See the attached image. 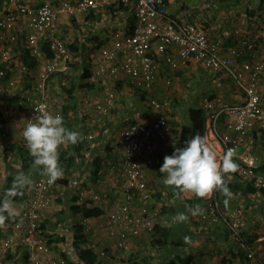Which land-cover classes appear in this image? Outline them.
<instances>
[{
    "label": "built area",
    "instance_id": "2783aa9c",
    "mask_svg": "<svg viewBox=\"0 0 264 264\" xmlns=\"http://www.w3.org/2000/svg\"><path fill=\"white\" fill-rule=\"evenodd\" d=\"M0 1L7 6L0 18V86L7 81V71L2 66L10 60L5 49L7 44L21 37L28 55L33 57L41 55V47L46 43L52 57L45 61L46 75L41 76L45 81L56 71L67 72L73 62L68 44L56 36L57 23L62 15L78 16L102 10L111 14L129 13L131 20L127 30L114 33L111 44L99 48L97 57L91 58L90 63L93 65V77L101 82V87L120 76L129 79L132 87L146 96L147 111L142 119L121 129L115 155H106L104 147L109 133L104 132L106 137L96 141L92 130L109 116L117 93H101L102 97L92 105L98 116L84 114L82 117L86 118L85 125L89 129L84 135L87 145L73 155V163L83 164L81 171L73 174L68 171L57 180L66 179V187L56 183L49 185L46 175L36 180L26 191L17 216L0 226V249L15 255L14 259L8 260L10 264L78 262L70 238L74 224L71 218H65L59 233V237H64L66 248L60 253L50 243L53 233L48 232L49 226L40 228L41 210L54 203L50 189L56 185L57 191L61 192V200H66L67 204L76 196L87 207L99 211L93 220L79 218L77 221L82 225L84 236L80 246L90 250L97 262H119L134 247V240L147 239L146 243H149L163 211L161 209L174 203L167 197H162L161 201L154 198L160 178L157 173L160 154L173 131L169 122L172 98L170 95L159 97L154 93L161 66L166 67L162 68L167 76L166 87L171 86L172 75L169 77V74L195 62L213 76H218L219 80L230 81L241 95L238 103L228 104L220 96L210 98L206 95L202 98L208 144L217 153L218 161L222 160L227 149H235L233 159L238 161L239 177L261 182L256 177L253 159L240 152L255 131L264 128V62L255 58L247 60V56L250 58L255 52L259 38H263L264 27L255 34L254 41L248 33V36L241 37L243 33H238L241 30H234L231 36L236 42L224 46L228 36L220 42L212 41L207 33L209 28L190 22L182 15L172 17L167 0H63L58 1L56 9L49 0ZM45 38L47 42H44ZM26 70L21 64L20 73ZM27 100L31 104L27 124L36 122L44 111L62 115L43 95ZM99 158L103 161V172L102 177L96 179L98 173L93 174L92 164ZM59 163L62 165L61 160ZM66 192L68 194L64 196ZM202 199V207L207 206L209 222L225 226L237 254L240 253L244 260L243 264H257L258 261L264 264V258L257 257L254 245L241 235V212L228 214L222 211L215 202V191Z\"/></svg>",
    "mask_w": 264,
    "mask_h": 264
},
{
    "label": "crops",
    "instance_id": "0c3cea01",
    "mask_svg": "<svg viewBox=\"0 0 264 264\" xmlns=\"http://www.w3.org/2000/svg\"><path fill=\"white\" fill-rule=\"evenodd\" d=\"M70 1L73 2V0ZM188 1L189 0H167L169 14L177 15L180 8L182 9L184 7V4H190ZM199 1L200 0H194V2ZM119 14L120 13L118 12L116 14H112V16H114V21L117 18H123V22L117 23L116 25H120V28L123 24L128 25V23H130V17L127 18V16L124 14L119 16ZM108 16L109 15H106V12L100 11L95 14H88V17L81 16L77 17L76 19V21L78 20V22L81 24L84 23L85 19H93L94 25H97L94 28L96 30L93 31L92 34L95 47L100 48L109 46L111 44L113 34H111V31H109L112 28L110 27V18ZM111 25L115 26L113 23H111ZM102 27H105V30L102 29ZM205 27L209 28L208 32H210L212 35H215L219 32V30L214 31L213 27L211 28L208 24L205 25ZM75 41L77 50H81L82 48L80 47V43L77 45V40ZM7 52L8 54L11 52V56L14 55L13 51L7 50ZM22 55L23 53L20 52L18 55L16 54L14 56L22 57ZM17 65L19 64L6 63L2 65L6 68L7 76L12 78L0 86V112L3 115V118L4 115L10 114H13L14 117H16L17 114H21L22 116L25 115V118L28 117L29 103L24 99H36L41 95L44 96V79L39 78L44 76V71L39 68L40 66L43 68V66L37 64L33 68H27L28 74L24 73L22 75V81L19 82V80H17L20 79L19 73L18 75H14V72L17 71ZM170 75H172L171 86L166 87L164 82L167 76L164 74L161 67L160 77L158 78L156 86L154 87L155 94L159 95V97L170 95L173 102L172 111L169 117V122L173 127V131L160 154L161 156L157 172L159 173L160 178L158 185L155 187L156 192L154 198L156 201H161L162 197H167L174 203L169 208L161 209L164 211L160 213V217L154 228V234L151 238V241L146 243L147 239H137L136 244L129 252L128 261L123 264H186L185 261L187 260V257L192 258L189 264H243L244 260L242 259L240 253L237 254L234 244L228 238L227 231H223L224 229L219 226L209 224L210 216L207 212V206L202 207V204L204 203L203 199L199 200L191 193H182L180 197L177 198L172 187L164 183L166 174L160 173L159 171L163 164L164 157L171 155L174 151V148L184 146V142L191 134L192 128L189 118V110L200 108V102L204 95L211 92V94L215 96H221L223 100H226V102L233 103L234 99L237 98V94L231 85L228 84V82H223L219 79H216L215 76H213L209 71L204 69L199 63L196 62L190 64L188 67H182L178 72L169 74V77ZM23 82L24 84L21 85L20 83ZM99 86L100 87L94 90V93L91 91V82L89 92L78 90V95L76 94L77 92H73L71 96L61 93L59 102L61 104L68 105L66 107H61L60 113L64 116V124H67L66 118L74 119L75 122L80 117V114L89 110V108L86 110L83 108L81 109L80 105L84 99V96L88 95L87 97L90 99L94 98L98 100L102 97L101 92L103 93L106 91H112L115 94L117 93V97L115 98L114 102V108L112 109L111 114L104 118V121L100 122V128L103 129L101 132H98L101 134V136L104 134V132L109 133L111 136V141L108 150L110 149V151L114 153L119 147V144H117V137L121 129L132 122H137L139 119H142L143 117L141 116L143 113H147L145 109L146 102H144L146 101V96L138 94L130 84V80L121 76L112 79L108 84H105L104 87H101V84ZM70 108L73 110V114L71 115L67 114V111H70L68 110ZM80 110L84 111L80 113ZM88 114L91 116L93 115L94 117L98 116V113L92 107ZM2 115L0 114V117H2ZM115 118H117V120H115ZM106 121L111 122L108 129L105 124ZM23 122H25V120ZM113 130L114 133H112ZM12 133V129L10 130L8 124L5 123L0 127V151L2 150L3 153V155L0 156V180L4 181L5 179L7 180L9 178L14 179L21 172L30 174L32 181L37 177H41L43 174L33 169L32 164L23 166L24 164L20 157L22 151L20 152L18 147H15L9 143L11 142L10 136H12ZM15 135V141H23L21 140L23 138V133H15ZM206 138L209 137L205 136V139ZM253 139L254 143L260 147L258 143L260 139L255 136ZM20 142L18 143L20 144ZM82 142L84 146V141ZM260 142H264V140L262 139ZM21 146L26 149L27 154L31 156L27 146H23L22 144ZM70 149L73 150L74 148L72 147ZM13 150H17L18 154L13 153ZM248 150L249 145L245 147L244 151ZM5 156L8 157L5 158ZM13 159L15 161H13ZM15 164L20 165V169L14 168L16 172L18 170L19 172H17L16 175H12L11 172V175L6 174L4 168L6 166L15 167ZM65 164L66 167H69V163L65 162ZM66 194L68 193L66 192ZM196 205H199L202 210L199 216H193L189 211L191 207ZM220 209L223 211H228L226 207H220ZM67 212L66 218H72L71 220H75L76 222L79 220L78 213L69 214V212ZM181 212L188 216V220L178 223L174 217L177 213ZM200 216H204L205 219L201 220ZM41 221L42 224H44V214L41 215ZM203 221H205L207 224L202 223ZM250 231L253 232V230ZM155 240H158L156 241L157 243ZM256 244L258 245L259 249H261V247L264 248V236L257 237ZM177 257H180L179 260ZM257 264H261V261H258Z\"/></svg>",
    "mask_w": 264,
    "mask_h": 264
},
{
    "label": "rangeland",
    "instance_id": "374dc122",
    "mask_svg": "<svg viewBox=\"0 0 264 264\" xmlns=\"http://www.w3.org/2000/svg\"><path fill=\"white\" fill-rule=\"evenodd\" d=\"M49 1L53 5L52 7L56 9L58 7V5L56 4L59 3L58 1H62V0H49ZM64 1H67V0H64ZM188 2L190 4H184V7L182 9L180 8L176 16L180 17V15H182L188 21L192 20L193 22L200 23L203 26L208 24L211 28L213 27L214 31L219 30V32L216 33L215 35H212L210 32H207L209 38L212 41L220 42L223 39H225L227 36H231L233 33H235L234 30H237V29L241 30V32L239 31L238 33H243L241 37L244 35L248 36L249 34L250 39L254 41L256 37L255 34L259 32L260 30H262L261 27H264V0H200L199 2H194V0H189ZM6 8L7 6L4 5L2 1H0V18L3 17V14ZM102 12H105V11H102ZM123 14L124 13L122 14L120 13L119 16H122ZM106 15H109L108 17L110 18L109 23L112 29H110L109 31H111V34H114L116 32L123 33L127 30L128 25L123 24L121 28H120V25L119 26L116 25L117 23L123 22L122 17H120L119 19L117 18L114 21V16H112L110 12L106 11ZM81 16L88 17V14H81L78 16H68V17L61 16L59 19V22L57 23L58 27L56 31V36L58 38L60 37L66 44H68V47L71 49L70 51L73 53V62L71 63L70 69L67 70V72L56 71L55 73H53V75H48L46 80L44 81V97L46 98L47 101H49L53 105L55 110L61 111L60 110L61 107H66L68 105V104H61L59 102L61 93L71 96L73 92H77L78 90H81L83 92L84 91L89 92L90 82L92 86L91 91L94 93V90L100 87L99 85L101 84V82L97 78L93 77V71H92L93 65L90 63L91 58L97 57V53L99 49L98 47H95L94 45L95 42L93 41V37H92L93 31L96 30L94 28L97 25H94L93 19L90 20L89 18L88 20L85 19L83 24L79 23L78 20L76 21V19L77 17H81ZM125 16L129 18L128 13ZM111 23H113L115 26H112ZM102 29L105 30V27L104 28L102 27ZM27 33L29 32L27 31ZM46 38L44 39V42H47ZM75 40H77V45L78 43H80V47L82 48L81 50L80 49L76 50V52H74L71 48V46L74 45V43H76ZM258 41L259 43L256 44L257 47H256L255 52L250 56V58L249 56H247L248 57L247 60L251 58H255L258 61L264 62V36L263 38L260 37ZM44 46L46 47L47 45L44 44ZM39 47H40V44H39ZM24 48H25V41L23 42L21 37L18 40H16L14 43L7 44L5 46L8 57H11V59H13V62L12 60H10L9 63L19 64L16 66L17 71L14 72V75H18V73L20 75V79H17L19 80V82L22 81V75H23V72L20 73V65L22 63L21 61L22 58L21 57L17 58L14 55L16 54L18 55L20 52L22 53ZM7 50L13 51L14 55L11 56V52L8 54L9 51L7 52ZM42 50H41L40 56L36 55L34 57L38 61V64L43 66V68L41 66L39 68H41L44 71V76H45L46 75V72H45L46 71L45 70V65H46L45 59L46 58H45L44 51ZM161 67L163 69H166L165 66H161ZM39 78L43 79L42 77H39ZM9 79H12V78L7 76V80ZM20 84L23 85L24 82ZM76 94L78 95L79 93L77 92ZM209 94L213 95L211 94V92L206 95H209ZM87 96L88 95L83 97L84 99L82 100V103L80 105L81 109L83 108L84 110H86L89 108L90 110L93 105V102L97 101L94 98L90 99ZM68 110L70 111L66 110L67 114L69 115L73 114L72 108ZM84 110H80V113L83 112ZM89 110L80 114V117L75 122H74V119L66 118L67 124L66 123L64 124L65 127H67L69 130L78 131L81 134V139L78 141L77 144L75 145L69 144L66 146H62V148H60V151L62 150V152L70 151L68 157H71V154L73 152L76 153L79 150V148L83 146L82 145V141H83L82 133L86 129V125H85L86 118H82V117L84 114L88 113ZM0 114L2 115L1 112ZM0 118H1L0 127L6 123L9 125L10 130L12 129L13 133H12V136H10L11 142L9 143L15 147H18V150L21 151L20 148L22 147L21 146L22 143L18 141L20 142L19 144L17 141L14 140L15 139L14 137L16 136L15 133L17 134L23 133V129L27 125V117L25 118V115L22 116L21 114H17L16 117H14L13 114H10V115H4V118L2 115V117ZM24 120L25 122H23ZM115 120H117V118H115ZM105 124L108 129L110 127L111 122L106 121ZM101 131L102 129H98V132H101ZM98 135L99 137L101 136V134L99 133ZM21 140H24V138H22ZM258 143L260 147L256 145L255 143L249 145V150L247 151V153L253 159L252 161L254 162V165L257 169V171L255 172L256 177H258L261 180V182L259 183L254 182L253 186L256 188H259V187L264 188V143L263 142H258ZM72 147L74 148L73 150L70 149ZM12 152L18 154L17 150H13ZM2 155L3 153L1 150L0 156ZM7 157L8 156H5V158ZM13 161L15 160L13 159ZM102 162L103 161H99L100 164ZM73 164L69 165L71 167V169L69 167L70 170L66 169L67 168L66 164H62L61 167L63 168V173L66 174L68 171L71 174L78 173L79 171H81L80 169L83 168V164H81L80 162L78 163L75 162ZM100 164L98 163L92 164V167L94 166V169L99 168V171L96 170L98 172L96 179H99L102 177L101 172H103V166ZM14 168L20 169V165L15 164V167L6 166L4 170L6 174L8 175H11L10 172L12 173V175H16L17 172H19V170L17 169L18 171L16 172ZM44 176L45 175L35 178L33 180V183L36 180L43 178ZM224 178L228 184V187L231 189L233 195L231 198H227L228 203L225 204L226 197L221 192H219V195H218V191H215V202L218 204L219 207H224V208L226 207L228 211H224V212H227L228 214L236 213L237 211L241 212L242 214V233L241 235L244 239L247 240L248 243L254 245V247L256 248L257 257L259 259H263L264 258V248L261 247V249H259L258 245L256 244V239L257 237L264 236V196L260 195L259 193L244 194L243 187H240V189H238L237 187H233V184H234L233 182H235V179L230 174H225ZM241 182H242L241 184L245 185L248 182V180L243 179ZM66 183L67 182L65 179L62 182L61 186L66 187ZM7 186L8 185H7L6 179L4 181L0 180V199H3L6 196L7 190L9 189L7 188ZM56 188H57V185L50 189L52 191L50 192V194L54 196L53 198L54 203L50 204L48 207H45V208L43 207L41 210V215L44 214V218H49V220H51L50 228H53L51 232H54L57 236L56 237L57 239L53 240V242L51 243L53 244L52 246L54 250L57 253H60L61 251H65L66 248H65V242L59 241L57 233H59L58 229L60 230L62 229L61 226L67 216L66 213L63 214L65 215V217L62 220L63 216L60 214V212H65L67 210L65 207L68 208V204L66 203V200L64 199L61 200L62 202L58 200V196L57 194H55ZM25 193H24V196H25ZM59 199H61V197H59ZM16 203L17 205L15 206H16V209L18 210L22 202H16ZM94 209L97 210L96 208ZM98 214H99V211H98ZM14 216L15 215L10 216L9 218H13ZM200 218L201 220L205 219L204 216H200ZM73 223L76 224V221L74 220ZM202 223L207 224L205 223V221H203ZM74 224L73 226H75ZM215 226H219L222 229H224L223 231H227L225 226L222 223L215 225ZM250 230H253V232H251ZM228 238H229V235H228ZM229 240L231 241L230 238ZM72 250L77 256L76 259L78 261V262H72V264L73 263L74 264H85V262L80 258V256L77 255L75 247H73ZM123 256L124 258H128L129 252L125 253Z\"/></svg>",
    "mask_w": 264,
    "mask_h": 264
},
{
    "label": "clouds",
    "instance_id": "9594fccd",
    "mask_svg": "<svg viewBox=\"0 0 264 264\" xmlns=\"http://www.w3.org/2000/svg\"><path fill=\"white\" fill-rule=\"evenodd\" d=\"M111 12H113V10ZM171 16L174 17L176 15H171ZM128 17H130V20H131V15L129 13H128ZM44 44L42 45V47L44 46ZM42 47H41V50H42ZM25 49L26 47L24 48V50ZM27 55H28V51H27ZM33 58L35 57L33 56ZM10 60H12L11 57H10ZM10 60L6 63H9ZM48 60L49 59H45V61H48ZM167 72L169 73V71ZM24 73L28 74V69L25 72H23V74ZM159 77H160V73H159L158 78ZM215 77L216 79L219 78L218 76H215ZM220 80L223 82H228V84L231 85L230 81L227 79H220ZM231 87L233 88L232 85ZM134 90L139 94V92L136 89ZM235 93L237 94L236 96L237 98L234 99L233 103H228L226 102V100L224 101L228 104L238 103L241 99V95H238L236 91ZM140 95H143V94H140ZM208 96H210V98L215 97V95H208ZM27 99L28 98H25V100L29 103V108H30L31 104ZM200 106L201 107L198 109H201L204 112V118H205L203 137L200 134H195L184 142L183 147L174 148V151L171 155L164 157L163 164L160 167L159 171L160 173L166 174L164 183L172 187L173 192L177 196V198H179L182 193H191L197 198H204V197L211 195L214 191H219L226 197L225 204H227L228 203L227 198H231L233 193L231 189L228 187V184L224 177H225V174L235 173L238 170V164L233 159L235 155V149H227L222 157V160L218 161L217 153L208 144L209 138L205 139V136L206 137L208 136V130H207L206 113L202 107V99L200 102ZM102 121L104 120H101L100 122ZM100 125L101 123H99L92 130L93 134L96 136V141H101V139L106 137V135L105 136L102 135L99 137L98 129H103V128H100ZM220 128L223 129L222 127ZM88 130L89 129L86 127L85 131L82 133V139L84 141V146L80 147L76 153L73 152L71 154V157H69L72 159L71 164H73L74 153L75 154L80 153V151L87 145V141L84 139V135L86 134V131L88 132ZM112 133H114V130L112 131ZM254 136L258 137V139H260L261 141L262 139L264 140V128L257 130L256 133H254V135L250 138V141L246 143L245 147L247 145H251L254 143V139H253ZM23 138L26 142V146L29 150V154L33 158L32 168L39 171L43 175H46L47 183L49 185L54 184L55 182L56 184L62 185V182L64 180L57 181L58 179L62 178L64 174L63 168L61 167L59 163V156L62 153V150L59 153L58 149L61 146H66L69 144L71 145L77 144L78 141L81 139V134L78 131L69 130L67 127H65L64 118L62 115L58 113L52 114V113H49L48 111H44L43 114L39 116L36 122H30L26 125V127L23 129ZM117 140H118V137H117ZM110 141H111V136L109 135L106 146L104 147V151L106 155H115L116 152L113 153L112 151H110V149L108 150ZM117 144H118V141H117ZM82 145H83V142H82ZM245 147L243 148V152L241 151L240 154L242 153L248 154L247 151H244ZM99 161H102V160L99 158L97 159V161L95 160L94 164L95 163L100 164ZM69 167H67L66 169L70 170L71 167L70 169ZM96 170L97 169L93 170V174L95 175L96 173H98ZM98 171H99V168H98ZM32 183L33 181L31 179V175L23 173V172L19 173L14 178L11 187L7 190L6 196L3 199H0V226H3L5 224V221L6 220L9 221L11 219V218L9 219V217L15 215L17 212L16 206H15L16 202L13 198L17 196H22L30 188L29 186H31ZM24 189H26L25 192H24ZM63 191L65 192V190ZM55 194H57L58 200L61 201V199H59V197H61V192H58L57 188H56ZM65 194L66 193H64V196ZM70 205L71 203L68 204V206ZM65 208L67 209V207ZM189 211L191 212V215L196 216L200 214L202 210L199 207V205H196L194 207H191ZM174 219L178 223L185 222L188 220V216L185 213L181 212V213H177Z\"/></svg>",
    "mask_w": 264,
    "mask_h": 264
},
{
    "label": "trees",
    "instance_id": "16d2710c",
    "mask_svg": "<svg viewBox=\"0 0 264 264\" xmlns=\"http://www.w3.org/2000/svg\"><path fill=\"white\" fill-rule=\"evenodd\" d=\"M89 14H94V13H89ZM132 25L133 24L131 23L130 29H131ZM227 38L228 39L225 41L224 46H231V45H233L236 42V40L233 39V36H228ZM71 48H72V50L74 52H76V50H77L76 43L74 45H72ZM42 49L44 51L45 58L46 59H51L52 56H51V52L48 50V47L47 46L46 47L43 46ZM23 53L24 54L21 57L22 58L21 61H22V64L25 67L33 68V67H35L38 64V61L35 58L30 57V56L27 55V50L26 49L23 50ZM189 118H190V121H191L192 128H191V134L188 136V139L191 136L195 135V134H200L203 137V134H204V122H205L204 112L201 109H190L189 110ZM21 143H22L23 146L26 145L25 140L21 141ZM20 149L22 151V152L20 151L21 152L20 157H21L22 162L24 164L23 166H26L28 164H32L33 158L27 154L26 149H24L23 147H21ZM69 152L70 151H67V152L65 151V152H62L60 154L59 160L63 161L62 164L65 163V162L69 163V165L71 164L72 159L68 157ZM234 161L238 164V161L236 159H234ZM158 166H159V164H158ZM254 171L255 172L257 171L256 167L254 168ZM228 174H230L235 179V182H233L234 183L233 187H237L238 189H240V187H243V193L244 194H257V193H259L260 195L264 196V188L263 187H259V188L254 187L253 186V183H254L253 179L251 181H248L246 184L244 183L245 185H243V184H241L242 183L241 181L243 179L239 177L238 170L235 173H228ZM7 180H8L7 181V185H8L7 188H10L14 179L13 178L12 179L9 178ZM25 190L26 189H24V192H25ZM218 195H219V191H218ZM13 199L15 200V202H17V201L21 202L24 199V194L22 196L14 197ZM198 199L202 200V198H198ZM70 202H71V205L68 206L67 209H69V210H67V211L69 212V214L78 213V216H79L80 219L81 218H86L88 220H93L94 218H96L99 215L97 210L87 207L86 203L85 202L81 203L79 201V198L76 197V196H73L70 199ZM67 211L60 212V214L63 216L62 220L65 217V215H63V214H65ZM17 214H18V211H17L15 216H17ZM61 215H60V217H61ZM6 221H8V220H6ZM40 223H41L40 228L43 229V225H44V228H45L46 225H48L49 226L48 232H51V230H53V228H50L51 227V225H50L51 224V220H49V218H44V224H42V221ZM74 225L75 226L72 225L73 226L72 229H71V235L72 236H70V238H71V242L73 243V247H75V249H76L77 255L80 256V258L85 262V264H96L97 260H96V257L94 256V254L90 250L84 249L83 247L80 246L81 243H82L83 237H84L83 234H82V225L80 224V222L76 223ZM61 227L63 229V224H62ZM62 229L61 230L58 229V232L61 233ZM51 233H53V235L50 236V243L53 242V240L57 239L56 238L57 237L56 234L54 232H51ZM59 233H57L59 241H64V237H59ZM135 241L136 240H134V242ZM156 241H158V240H155V242ZM12 258L14 259L15 255L13 256L9 251L8 252H3L0 249V264H10L8 260H11ZM179 258L180 257H177L178 260H179ZM191 260H192L191 257H187V260L185 261V263L189 264L191 262ZM127 261H128V258H124V256H123L120 259L119 262H115L113 264H118V263L119 264L120 263L123 264V263H126ZM68 264H72V262H70ZM97 264H101V263L97 262Z\"/></svg>",
    "mask_w": 264,
    "mask_h": 264
}]
</instances>
